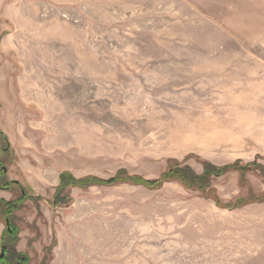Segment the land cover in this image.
Instances as JSON below:
<instances>
[{
	"label": "rangeland",
	"instance_id": "rangeland-1",
	"mask_svg": "<svg viewBox=\"0 0 264 264\" xmlns=\"http://www.w3.org/2000/svg\"><path fill=\"white\" fill-rule=\"evenodd\" d=\"M0 133V200L33 197L10 218L27 264H264V202L168 182L51 204L64 171L264 165V0H0ZM244 181L211 187L264 197L258 172Z\"/></svg>",
	"mask_w": 264,
	"mask_h": 264
},
{
	"label": "trees",
	"instance_id": "trees-1",
	"mask_svg": "<svg viewBox=\"0 0 264 264\" xmlns=\"http://www.w3.org/2000/svg\"><path fill=\"white\" fill-rule=\"evenodd\" d=\"M1 135V133H0ZM231 171H237L240 174L241 185H244V177L246 173L258 172L264 178V165L256 162L242 163L236 161L231 164L216 167L211 163L202 162V173L196 174L188 166H181L178 164L169 166L163 173L160 174L158 179L145 180L139 176H128L127 173L120 172L116 176L103 180L95 176H86L80 179L74 178L69 172H62L59 175V184L55 188L52 203L54 206H62V204L70 203V188L86 189L91 186H109L119 183H128L131 185H141L146 188L157 189L168 182H178L185 189L199 191L204 197L211 198L214 203L224 209H237L247 204L254 202H264L263 196H255L249 193L247 197H239L231 203H221L220 199L215 196V191L211 187L212 176L219 177ZM6 173L0 166V189L9 190L13 182L6 179ZM15 184V183H14ZM17 185V184H16ZM18 187V185H17ZM243 187V186H242ZM33 198L22 189L17 199L11 202H2L0 200V216L4 217L6 229L3 231L0 241L1 258L0 264H27V256L19 253L16 250L17 242V229L10 223L11 215L23 205V201ZM40 198V197H37Z\"/></svg>",
	"mask_w": 264,
	"mask_h": 264
},
{
	"label": "crops",
	"instance_id": "crops-1",
	"mask_svg": "<svg viewBox=\"0 0 264 264\" xmlns=\"http://www.w3.org/2000/svg\"><path fill=\"white\" fill-rule=\"evenodd\" d=\"M6 196L11 197V195L5 191L0 192V197H6ZM3 230H4V225L2 223H0V238H1V234L3 233ZM19 243H20V241H19ZM17 250H18V248H17ZM0 255H1V250H0Z\"/></svg>",
	"mask_w": 264,
	"mask_h": 264
},
{
	"label": "water",
	"instance_id": "water-1",
	"mask_svg": "<svg viewBox=\"0 0 264 264\" xmlns=\"http://www.w3.org/2000/svg\"><path fill=\"white\" fill-rule=\"evenodd\" d=\"M2 256V254L0 255V257Z\"/></svg>",
	"mask_w": 264,
	"mask_h": 264
},
{
	"label": "flooded vegetation",
	"instance_id": "flooded-vegetation-1",
	"mask_svg": "<svg viewBox=\"0 0 264 264\" xmlns=\"http://www.w3.org/2000/svg\"><path fill=\"white\" fill-rule=\"evenodd\" d=\"M8 148V147H7Z\"/></svg>",
	"mask_w": 264,
	"mask_h": 264
}]
</instances>
